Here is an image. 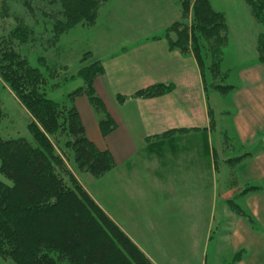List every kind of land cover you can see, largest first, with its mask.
<instances>
[{"label": "crops", "instance_id": "1", "mask_svg": "<svg viewBox=\"0 0 264 264\" xmlns=\"http://www.w3.org/2000/svg\"><path fill=\"white\" fill-rule=\"evenodd\" d=\"M111 1L115 26L103 31L98 52L104 73L95 89L116 128L103 135L85 96L76 107L88 138L115 160L98 182L113 191L116 223L146 217L158 242L155 254L168 264L199 259V241L207 261L214 241L222 252L216 264H264V65L245 58L230 41L223 68L234 88L224 95L208 92L194 55L170 48L165 38L180 14L174 1ZM239 18L241 26L231 21L233 35L251 29L248 16ZM153 20L158 24L149 26ZM155 83L173 89L152 98L133 96ZM119 94L127 99L120 102ZM230 200L245 215L235 214ZM227 222L229 233H211Z\"/></svg>", "mask_w": 264, "mask_h": 264}, {"label": "trees", "instance_id": "2", "mask_svg": "<svg viewBox=\"0 0 264 264\" xmlns=\"http://www.w3.org/2000/svg\"><path fill=\"white\" fill-rule=\"evenodd\" d=\"M103 1L44 0L43 10L52 20L54 33L47 40L50 47L76 25L95 23ZM21 2L32 15L36 14L31 0ZM247 2L253 17L264 27V0ZM191 5H194L195 36L203 43L198 47L189 45L188 29L183 26L177 29L179 38H171L168 33L180 24L176 22L166 33L169 46L181 53H190L192 48L198 55L207 45L208 57L212 60L228 42L226 18L212 7L210 0H182L186 14ZM16 20L17 25L9 35L0 38V76L30 112L32 120L28 129L35 143L26 138L0 137V170L13 181V185L0 181V254L11 257L17 264H153L78 181L64 159L55 154L51 157L46 151L51 149L49 135L62 128L71 136L73 159L81 172L98 178L115 167L111 152L100 150L88 138L77 107L46 96V75L15 49L17 43L37 40L35 28L24 17ZM257 55L264 65V32L257 40ZM221 59L222 52L217 56L216 66L210 65L225 80L220 69ZM103 73L100 60L81 68L78 74L84 82L68 97L85 96L99 116L103 135L107 136L116 124L95 91V80ZM224 80L213 87L222 94L234 88ZM172 89L171 84L155 83L137 90L133 96L152 98ZM117 98L122 102L127 96L119 94ZM2 115L0 99V122ZM231 204L239 210L236 202ZM241 215H245L244 211Z\"/></svg>", "mask_w": 264, "mask_h": 264}, {"label": "rangeland", "instance_id": "3", "mask_svg": "<svg viewBox=\"0 0 264 264\" xmlns=\"http://www.w3.org/2000/svg\"><path fill=\"white\" fill-rule=\"evenodd\" d=\"M177 4V7L180 9L179 17L175 22L168 26L172 27L176 22H179V25L175 26L174 30H171V38H179L177 29L183 28L188 29V43L189 45L193 44L198 47L200 42L203 43L201 39L195 36V20H194V5H191L189 12L186 14L182 8V0H171ZM212 7L221 13L226 18L227 23V34L228 42L227 44L219 50L218 53H215L216 57L212 60L208 57V52L205 48H202L197 55L192 51L190 53L184 54H193L197 62L200 65L203 74V83L205 89L208 92H217L222 94L220 91H217L213 87L215 84L222 82V74L215 72L216 70H211V65L216 66L217 56L220 57L222 52V59L220 62V69L225 76L224 82L229 83V71L223 68V61L225 57V50L229 42L238 44L241 48V52L245 58L256 57L257 55V40L261 33L264 32V27L256 21L251 13L250 6L247 0H210ZM34 4V10L36 14L32 15L27 9L22 6L21 0H0V38L2 36L9 35L10 31L17 25V18L24 17L27 22H29L35 28L36 38L34 42H29L25 44H15V49L20 51L25 55L32 65L37 66L41 71L46 75V85L44 86V92L46 96L50 99L64 103L69 107L77 106L78 101L76 97L70 99L68 95L82 86L83 79L78 74L79 70L84 67L90 66L93 62L100 59L101 53L98 52L100 45L104 44L103 40L105 39L104 30L108 29L110 32L111 28L115 25L113 24L114 20H111V15H113L112 10L115 7V4L111 0H104L99 6V13L95 23L91 25L78 24L75 27L69 29L59 37V41L55 46L50 47L49 42L47 41L54 33L52 31V20L50 17H46L43 5L46 4L44 0H31ZM194 2V0H192ZM143 10V9H142ZM128 12V11H127ZM112 13V14H111ZM129 13V12H128ZM248 16L250 18V30L246 31L243 34H234L235 31L232 27L233 25L241 24L243 19H240L239 16ZM128 21H133L132 15H126ZM156 18V17H155ZM37 21L41 22L39 25ZM232 21V23H231ZM237 21V22H236ZM112 22V23H111ZM158 24V20H153L152 24L149 26H154ZM165 32V38L167 39ZM233 30V31H232ZM104 36V37H103ZM196 37V38H195ZM168 41V40H167ZM235 41V42H234ZM169 43V42H168ZM238 48V47H237ZM234 53L232 51L231 55ZM259 61V60H258ZM211 63V65H210ZM47 66L51 67L46 69ZM231 85V84H230ZM96 91V89H95ZM231 91V90H230ZM97 92V91H96ZM98 94V93H97ZM227 94V93H226ZM83 96V95H81ZM0 99H1V109H2V119L0 122V137L4 139L10 138H26L27 140L34 142L33 136L28 129V125L31 122V114L27 108L21 103L19 98L9 87V85L3 80L0 76ZM80 104V103H79ZM92 107V106H91ZM93 108V107H92ZM94 110V108H93ZM95 111V110H94ZM96 113V111H95ZM97 114V113H96ZM98 116V114H97ZM99 119V116H98ZM214 122V119H213ZM63 124V128H64ZM62 129V128H61ZM59 129L53 136L49 135L51 141V149H46L51 157L59 155L67 163L68 168L76 176L78 181L85 187L86 190L92 195L98 204L114 219V215H117L115 208L113 206V191L108 190L106 187L99 184L98 180L103 177H94L89 173L81 172L76 166L73 159V146L71 143V136L67 130ZM86 129V128H85ZM87 134V133H86ZM226 138V137H225ZM227 147H229V141L226 138ZM244 157L243 154L237 158L240 159ZM1 166V160H0ZM113 170V169H112ZM111 172V171H110ZM108 174V173H107ZM97 180V181H96ZM0 181L5 182L7 185H13L11 178L5 176V174L0 170ZM112 185V180L110 181ZM103 190V191H102ZM106 194H100L101 192ZM235 202V200H230V202ZM231 202V203H232ZM132 205V203H131ZM125 206V205H124ZM127 206V205H126ZM131 207V206H130ZM232 207V204H231ZM239 210L233 209L235 214L241 216L243 209L238 205ZM242 210V211H241ZM125 215H129L125 209H123ZM245 213V212H244ZM127 217L126 219H128ZM116 219V218H115ZM114 219V220H115ZM125 219V218H124ZM116 221V220H115ZM118 223L121 224L122 221L118 219ZM121 224V228L129 235V237L137 244V246L148 256L153 264H168L166 260H163L160 256L161 253H155V249L158 248V242L155 239V236L152 234V228L147 224L146 217L139 219V221H130L127 220V224ZM230 225L228 222L226 225L221 227H214L211 230L212 234H220L224 236L229 233ZM202 232L199 231L198 236L199 240L203 236ZM195 235L197 236L196 232ZM173 237L172 232L168 233V239ZM199 241L198 249H201L202 254L199 259H191L188 262L191 264H216L221 255V250L219 245L215 246L216 243L212 241L210 243L208 261L207 255L205 252V243H200ZM221 243V242H220ZM225 242H222V244ZM224 256H227L225 254ZM194 257V256H192ZM191 257V258H192ZM202 257V258H201ZM206 258V259H205ZM205 261V262H204ZM0 264H17L11 257L4 256L0 254ZM227 264H231V261L228 260Z\"/></svg>", "mask_w": 264, "mask_h": 264}]
</instances>
